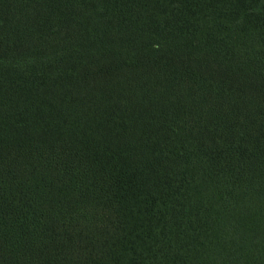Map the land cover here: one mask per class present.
I'll return each mask as SVG.
<instances>
[{"label": "trees", "instance_id": "1", "mask_svg": "<svg viewBox=\"0 0 264 264\" xmlns=\"http://www.w3.org/2000/svg\"><path fill=\"white\" fill-rule=\"evenodd\" d=\"M0 264H264V0H0Z\"/></svg>", "mask_w": 264, "mask_h": 264}]
</instances>
